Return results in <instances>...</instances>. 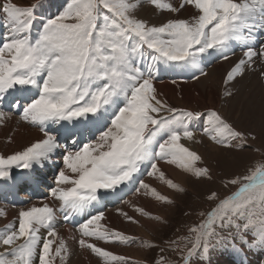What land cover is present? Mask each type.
I'll return each instance as SVG.
<instances>
[{
    "label": "snow or ice",
    "instance_id": "1",
    "mask_svg": "<svg viewBox=\"0 0 264 264\" xmlns=\"http://www.w3.org/2000/svg\"><path fill=\"white\" fill-rule=\"evenodd\" d=\"M145 5L160 13L178 14L189 6L194 11L188 18L176 15L154 25L137 16ZM43 7V0L27 6L0 0V27L5 29L0 34V125L11 120L15 110L18 123L42 133L20 150L0 154V180H12L13 169L23 170L24 178L30 179L28 173L57 157L62 166L49 186L51 203L21 208L16 219L0 229L4 248L0 264H67L71 250L56 224L60 217L68 222L84 214L88 218L78 225L79 238L70 239L102 264H130V259L93 241L138 242L145 249L164 252L153 241L102 225L105 215L97 205L107 195H118L137 183V194L174 204L140 179L150 169L148 176L187 193L158 161L197 181H212V169L184 143L202 142L197 140L195 122L203 121L199 135L219 147L243 151L252 146L255 132L238 129L216 108L200 111L169 105L154 81L162 67L192 72L197 80L207 76L202 65L214 54L229 60L235 55L234 44L241 47L242 56L227 71L221 98H233L236 82L247 72H257L264 81V45L254 47L257 33L264 31V0H67L62 11L47 18L38 15ZM6 98H11L12 110H3ZM249 172L227 181L238 187L224 198L215 191L206 194L207 200L217 203L201 212L204 219L189 229L195 234L191 247L180 246L187 237L167 242L172 251L181 253L183 264H191L198 252L206 255L224 232L232 237L237 252L244 247L264 249V161ZM126 203L139 217L167 223L160 215ZM90 209H97L96 214ZM117 212L140 224L123 209ZM5 215L0 210V216ZM151 264L173 262L158 256Z\"/></svg>",
    "mask_w": 264,
    "mask_h": 264
},
{
    "label": "bare ground",
    "instance_id": "2",
    "mask_svg": "<svg viewBox=\"0 0 264 264\" xmlns=\"http://www.w3.org/2000/svg\"><path fill=\"white\" fill-rule=\"evenodd\" d=\"M55 1H56V5H55L54 10L57 8V6L61 4L58 0H54L52 2L55 3ZM13 2L22 6L27 3L30 4L34 2V0H13ZM46 11L47 10H45V12ZM193 11L194 10L189 6L181 10L180 13L173 14V15L174 16L179 15V17L188 18L192 14ZM167 14L165 15V13L157 12L151 6H148V5H145L144 7L140 8L137 11L138 17L147 20L151 24L154 23L155 25H159L165 22L167 20L166 16L169 15ZM170 17H173V16H170ZM261 44L264 45V40H262ZM238 47L241 48L240 46ZM254 47H255V43H254ZM241 56L242 54L240 55L236 54V55L230 56L229 60H226V61L223 60L221 61V63L215 64V65L211 63V59H213V56L209 57L210 59L208 58L209 60L204 65H202L203 67L207 68L206 72L208 73V75L200 77L198 80L194 79L193 82L191 83H178V82L172 83L170 82V81L176 80L177 71L178 72L180 71L179 70L177 71L176 70L175 71L165 70L162 67L161 70L156 75L154 86L156 87L162 99L166 100L167 102H170V101L174 102L178 106V108H188V109L200 110V111L206 110L208 108H216L220 110L232 123H234L236 127H238V124L240 123V121H243V122L246 121L245 115H246L247 110L250 109L249 107H252L254 109V107L259 105L256 103L259 102L264 97V87L263 86L260 87L255 83L247 86L245 85L246 83H244L242 79H240L241 81L238 80L235 84V89H237L236 95L227 101L221 98V93H222V88H223V79L227 71L230 69V67L239 58H241ZM245 77L247 78V75H245ZM256 88L260 90L258 89L257 91L255 90L256 95H254L253 89H256ZM250 97H256L259 101L255 102L252 100V102H250L249 101ZM248 104H250V106H248ZM17 121L18 120L16 119V117L12 116L11 120H8L5 122V124L0 125V138L11 137V140H12L11 143L7 142L4 146H2V144L0 143V154H4V155L11 154L14 151H18L22 149L25 145L29 144L30 142H33L34 140L42 137V133H40L38 130L32 129L28 127L27 125H25L24 123L22 122L18 123ZM194 127L196 128V130L201 129L202 127L201 122L200 121L195 122ZM197 140L202 141L200 142V144L204 148L203 150L199 146V144L196 142L184 141V143L186 144V146L197 151L198 154H200L203 157V160L206 161L207 157H209L210 154H216L218 152V148H216L212 143L208 142L205 138L201 137L199 134H197ZM157 163H158V166L161 168V170L164 171L169 178L173 179L176 183L182 185L185 188L188 187L187 186V181H189L188 174H185L181 170L177 169L175 166L169 165L164 161H158ZM51 164L52 163H46L45 165H51ZM37 169H40V168L37 167ZM144 182L157 188L162 194L167 195L170 198H172L173 196L177 194L176 191L169 189L164 183H162L159 179L155 177L149 176L148 178L144 180ZM141 195L142 194H137L135 192L131 197L127 198V200H125V202H123L122 205L118 208L126 207L128 205V203H126L127 201H131L133 203L136 200L134 203L135 205L143 207L145 210L149 211L150 213H154L162 217L166 216L165 208H167L166 207L167 204H163L151 198L150 196H144V195L141 196ZM22 198L27 199L28 197L24 195L22 196ZM41 202L51 203V200L49 198V199H42L40 201L37 200L36 202L33 201V203L31 202L28 205H26V207H30L33 204H36L37 206H39ZM26 207L24 206L23 208H26ZM20 209L21 208L13 209V208L0 206V210H3L6 213L5 216H0V229H3L6 224L14 221L16 217L18 216V212ZM126 212H128L129 215H132L136 217L137 219H139L140 224L131 223L130 225L125 226L123 224V221L119 218L120 216L116 217L114 216L113 213H107V214L105 213L104 214L105 222L108 223V225L110 226L109 228L116 229L122 232L125 231L124 232L125 234H131L135 230V233L138 237H141V236L145 237L147 236L145 232L146 228L147 229L150 228L154 230L157 227V224L155 222L145 220V218L139 217L138 214H135L132 208ZM106 223L104 224L107 225ZM56 229L62 237L68 240L69 245L73 244V239H70V237L73 236V233H72L73 231L69 228V226L63 225V227L61 228L56 227ZM245 248H244L245 252L244 250L242 252H237L233 249V250H230L229 253H228V250H222L220 248L215 249L211 253V259H209V261H207L205 264H232V263L233 264H264V249H260V248L245 249ZM2 251H4V248ZM122 252L124 253V255L131 254V255H134L135 257H138L139 255L138 253L139 250H136L133 248L123 249ZM73 253H75V255L74 254L73 255L76 256V259L73 264H86L87 263L85 259L87 257L84 252H82L81 250L78 252L74 249ZM81 259L83 260L81 261L82 263L79 262ZM92 261L93 263H95L94 262L95 260H92ZM67 264H72L70 259H68Z\"/></svg>",
    "mask_w": 264,
    "mask_h": 264
},
{
    "label": "rangeland",
    "instance_id": "3",
    "mask_svg": "<svg viewBox=\"0 0 264 264\" xmlns=\"http://www.w3.org/2000/svg\"><path fill=\"white\" fill-rule=\"evenodd\" d=\"M52 1H54V0H43L44 8H42V10H39V12H38L39 16H41L42 13L45 12V10L50 11L49 10L50 6H51L52 10H54L55 5H56V1H55V3H53ZM58 1L61 4L64 3V0H58ZM66 2H67V0L65 1V4H64L65 6H66ZM49 3H50V6H49ZM27 5H29V3L24 4L22 6H27ZM59 6H57V8ZM49 13L50 12H45L44 15L46 17L51 16ZM164 13H165V15L167 14V12H164ZM168 14H167L168 16H166L167 17L166 19L174 17L173 14H171V13H168ZM170 16H173V17H170ZM180 18H183V17H180ZM152 24H154V23H152ZM4 31H5V29L3 27H0V32L3 33ZM218 63H221V61ZM218 63H215V64H218ZM215 64H213V65H215ZM177 70H179V69H177ZM205 70H207V68H205ZM177 73H178V71H177ZM189 73H191L189 79L188 78L184 79L186 82L185 81L180 82V81H177V79L174 81H176L178 83H191V82H193V80H194L193 73L192 72H189ZM245 75H247V78L245 76L242 78V81L244 83H246L245 85L248 86V85H252L255 83L260 87L261 86L264 87V81L260 80L257 72L251 73V71H250V72H247ZM239 81H241V80L239 79ZM170 82L173 83V81H170ZM261 83H263V84H261ZM259 84H261V85H259ZM257 89L258 88L253 89L254 95H256L255 90L257 91ZM258 90H260V89H258ZM250 98H249L250 102H252V100L255 102L259 101L256 97H250ZM167 103L173 107L178 108V106L174 102L170 101ZM256 104H259V105L254 107V109L252 107H249L250 108V109H248L249 111L247 110V112H246V110H245V112H246V115H245L246 119L245 120L246 121H244V122L240 121V123L238 124V127H237L238 129L245 131V132H248V131L255 132L257 139L255 141H250V144L252 146L245 148L243 151H233V150H229V149L219 147V146L215 145L214 143H212L207 137H203L208 142L212 143L216 148H218V152L216 154H210V156L207 157L206 161L204 160V165H206L212 169L214 179L212 181H197L193 177L188 175L189 181H187V186H188L186 188L187 193H178L177 192V194L172 197V199H174L175 203L172 205H166V207H167V208H165V213H166L165 215L166 216L164 217V219L167 220V223L159 225V223L149 220L151 222H155L157 224V227L154 230L150 229V228H148L149 229L148 230L146 228L145 232H146L147 236H145V237L141 236L139 238H142V239L145 238L146 240L153 241V242L159 244L161 248L165 249L164 252H161L160 248H152L151 250L145 249V248L141 247L138 244V242L132 243V244H127V245L126 244H119V243H108V244L104 243L103 244V242H101V241H93V242L97 243L98 246H100V247L106 248L110 251L113 250L112 252H114L118 255H124V253L122 252L123 249L133 248V249L139 250L138 257H135L134 255H131V254L130 255L128 254L129 256L124 255V256L129 257V259H131L130 264H131V261H142L144 259H147L151 264V261L156 259L158 256L166 257L168 260L172 261L173 264H183V261L181 259V253L176 252V251H172L169 248V244L167 242L176 240L178 237L179 238L187 237L188 238L187 240H183V239L180 240V246H181V248H183L184 245L187 244L188 247H191L190 242L192 240H194L195 234L190 233L189 229L193 226L198 225L204 219V217L200 215L201 212L207 213L213 207H215V204L217 203V201L207 200L205 198L206 194L209 191H215L218 193L220 198H224L225 196L234 192L236 190V188L238 187V186L231 185V184L227 183V181L230 178H233L236 176L243 177V176L249 175L250 169H254V167L256 166V164L258 162L264 161V97L259 102H257ZM248 106H250V104H248ZM13 117H16L17 120L19 119V117H17V116H13ZM200 122H201L202 127H203V121H200ZM27 126L32 128V129H36V128L31 127L29 125H27ZM202 127H201V129H202ZM36 130H38V129H36ZM199 131H200V129H197V134H199ZM7 139H8V137L0 138V143L2 144V146H4L8 142ZM198 144L203 150L204 148L202 147V145L200 143H198ZM256 149H259V151H257ZM61 166H62V163L60 164L59 167H61ZM21 171H23V170L13 169V172H12L13 177L16 176L18 173H20ZM148 177H149L148 175L144 176L143 181ZM0 181H2V180H0ZM243 182L244 181L242 180L241 183H243ZM136 186L138 187V184H136ZM142 192H143V190H141V193ZM134 193H135V190L133 191L132 194L128 195V197H126L125 200H127V198L131 197ZM141 196H143V194ZM38 201H40V200H38ZM135 201L133 202V204L135 203ZM123 202H125V201H123ZM122 203L113 209L107 210L106 212H104V214L105 213L106 214L107 213H113L114 216H116V217L120 216L119 218L123 221V224L125 226H127V225H130L131 222L125 220L120 214H117L118 213L117 208L120 207L122 205ZM128 205L126 207H121L118 209H123V211L126 212L129 209H131V207ZM0 206L7 207V206L2 205V204H0ZM13 209H16V208H13ZM17 209H19V208H17ZM257 211H259V210L257 209ZM135 214H137V213H135ZM145 220H148V219L145 218ZM100 223H102V225H105L104 224V223H106L105 219ZM106 224H107L106 226L109 228L110 226L108 225V223H106ZM61 227H63V225H61ZM57 228H59V227H57ZM72 231H73L72 232L73 236L77 237V239H78L79 238V232L74 231V230H72ZM127 235L133 236V237H138L135 233V230L131 234H127ZM233 235H235V233H233ZM222 237H223V239H221L219 242H217L215 240L212 242V245L210 246V251L206 255H202L199 252L197 254H195L191 258V264H205L207 261H209V259H211V253L215 249L220 248L222 250H225L226 246L228 247V248L226 247L227 250L230 249V247H229L230 243L229 242H230V240H232V237L229 236V234L227 232L222 233ZM238 243L239 242L237 241V244ZM69 248L71 250V254H70L71 257L69 256L68 259H70L72 264L74 263V261L76 259V256H74L75 253H73L74 249L78 252L81 250L82 252H84L86 254V257H87V258H85L87 261L86 264H92L93 263L92 260H95L94 261L95 263H93V264H96V262H97V264H102L101 259L99 257H97L95 254H93L90 250L80 249L76 240H73V244L69 245ZM2 250H3V247H2V249L0 247V252ZM229 251L230 250H228V253H229ZM81 261H83V260L81 259L79 262L82 263ZM57 264H59V263H57Z\"/></svg>",
    "mask_w": 264,
    "mask_h": 264
}]
</instances>
